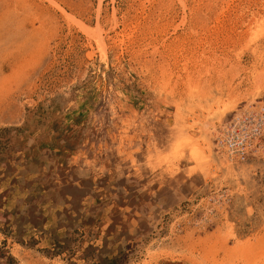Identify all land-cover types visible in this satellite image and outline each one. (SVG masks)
<instances>
[{
    "label": "rangeland",
    "instance_id": "374dc122",
    "mask_svg": "<svg viewBox=\"0 0 264 264\" xmlns=\"http://www.w3.org/2000/svg\"><path fill=\"white\" fill-rule=\"evenodd\" d=\"M263 111L264 0H0V264H264Z\"/></svg>",
    "mask_w": 264,
    "mask_h": 264
},
{
    "label": "built area",
    "instance_id": "2783aa9c",
    "mask_svg": "<svg viewBox=\"0 0 264 264\" xmlns=\"http://www.w3.org/2000/svg\"><path fill=\"white\" fill-rule=\"evenodd\" d=\"M221 134L220 144L233 160L242 161L250 155L264 154V145L260 140L264 135V111L235 115L225 124Z\"/></svg>",
    "mask_w": 264,
    "mask_h": 264
},
{
    "label": "bare ground",
    "instance_id": "6f19581e",
    "mask_svg": "<svg viewBox=\"0 0 264 264\" xmlns=\"http://www.w3.org/2000/svg\"><path fill=\"white\" fill-rule=\"evenodd\" d=\"M37 41H38V40H37ZM102 49H103V48H102ZM97 110H98V109H97ZM43 119H44V118H43ZM184 123H185V122H184ZM135 126H136V125H134V127H135ZM136 127H137V126H136ZM138 127H139V126H138ZM49 133H50V132H49ZM137 134H138V133H137ZM129 135H130V134H129ZM219 135H220V136H218L217 138H218V139H221V137H222L223 134L220 133ZM130 136H131V135H130ZM150 137H151V136H150ZM151 138H152V137H151ZM151 138H150V139H151ZM217 138H216V139H217ZM150 139H149V140H150ZM123 141H124V140H123ZM205 141H206V140H205ZM129 142H130V141H129ZM184 142H186V141H184ZM121 144H122V143H121ZM205 144H206V143H205ZM123 146H124V144H123ZM194 146H195V145H194ZM218 146H219V145H218ZM152 147H153V145H152ZM152 147H151V148H152ZM192 147H193V146H192ZM199 147H200V146H199ZM220 147H221V148H220ZM220 147H219L220 149H222L223 151H225V150H224L225 147H224L222 144H221ZM193 148H195V147H193ZM196 148H197V147H196ZM121 149H122V148H121ZM149 149H150V148H149ZM197 149H199V148H197ZM119 150H120V149H119ZM132 150H133V149H132ZM195 150H196V149H195ZM189 151H190V150H189ZM196 151H197V150H196ZM200 151H201V150H200ZM223 151H222V152H223ZM191 152H192V151H191ZM195 153H196V152H195ZM127 154H128V153H127ZM138 154H139V153H138ZM152 154H153V153H152ZM198 154H199V152H198ZM218 154H219V153H218ZM195 155H196V154H195ZM122 156H123V155H122ZM124 158H125V157H124ZM136 158H137V156H136ZM198 158H199V157H198ZM198 158H197V159H198ZM227 158H228V160L230 161V163H231V161L233 162V159L229 158L228 156H227ZM133 159H134V158H133ZM127 160H128V159H127ZM148 160H149V159H148ZM228 160H227V161H228ZM133 162H134V160H133ZM124 163H125V162H124ZM128 163H129V162H128ZM158 163H160V162H158ZM182 163H183V162H182ZM180 164H181V161H180ZM226 164H227V163H226ZM226 164H225V165H226ZM134 165H135V164H134ZM152 165H153V164H152ZM196 165H197V164H196ZM221 165H222V163H221ZM225 165H224V166H225ZM131 166H132V165H131ZM207 166H208V165H207ZM134 167H135V166H134ZM153 167H154V166H153ZM180 167H181V166H180ZM124 168H125V167H124ZM125 169H126V168H125ZM136 169H138V168H136ZM152 169H154V168H152ZM127 170H128V169H127ZM126 173H127V172H126ZM137 173H139V172H137ZM181 173H182V172H181ZM145 175H147V174H145ZM133 176H134V175H133ZM178 176H180V174H179ZM173 177H174V176H173ZM142 178H143V177H142ZM183 179H184V178H183ZM185 180H186V179H185ZM125 181H126V180H125ZM164 181H165V180H164ZM166 181H167V180H166ZM168 181H169V180H168ZM173 181H174V180H173ZM176 181H178V180H176ZM138 183H139V182H138ZM138 183H137V184H138ZM165 183H166V182H165ZM140 184H141V182H140ZM169 184H170V183H169ZM177 184H179V182H178ZM180 184H181V183H180ZM181 185H182V184H181ZM171 186H172V185H171ZM173 186H175L174 183H173ZM166 187H167V186H166ZM152 256H153V254H152ZM150 257H151V256H150ZM150 257H149V258H150ZM152 258H153V257H152ZM142 263H143V262H142Z\"/></svg>",
    "mask_w": 264,
    "mask_h": 264
}]
</instances>
